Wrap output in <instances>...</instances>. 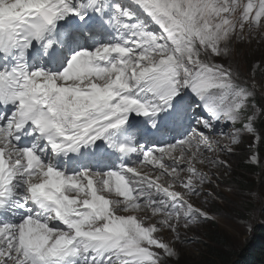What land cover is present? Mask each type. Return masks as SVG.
I'll return each mask as SVG.
<instances>
[{"label": "snow or ice", "instance_id": "snow-or-ice-1", "mask_svg": "<svg viewBox=\"0 0 264 264\" xmlns=\"http://www.w3.org/2000/svg\"><path fill=\"white\" fill-rule=\"evenodd\" d=\"M255 35L264 0H0V264L178 257L157 234L212 219L197 165L227 162L205 152L264 143L234 63ZM148 125L183 133L149 146Z\"/></svg>", "mask_w": 264, "mask_h": 264}, {"label": "rangeland", "instance_id": "rangeland-1", "mask_svg": "<svg viewBox=\"0 0 264 264\" xmlns=\"http://www.w3.org/2000/svg\"><path fill=\"white\" fill-rule=\"evenodd\" d=\"M259 50L261 53H258ZM260 56L264 57V38L260 35H255L250 41L241 43L234 53V63L239 67L243 79L250 85L253 82L255 84L253 97L249 101V114L254 110L252 109L253 104L259 108L255 98L264 94L263 85L257 82L253 75L257 66L254 59ZM262 104L264 107V102ZM221 130L225 133L223 137L220 135ZM231 131V123L217 124L214 132L205 131V134L219 139L221 144H230L229 134ZM254 142L253 136L241 133L240 143L233 146L232 153L205 152V155L210 158L219 156L221 160L227 162L226 166L218 168L210 163L204 166L197 165L208 173L212 183L203 185L200 195L192 197L191 202L194 206L206 210L212 219L202 220L199 224L190 225L187 229L181 227L179 230L180 240H176L175 234L169 229L162 228L157 235L165 242L174 244L179 252L178 257L167 259L166 264H192L205 254L210 245L217 246L218 242L213 240L211 235V231L214 229L213 222L221 229L226 242L221 247L222 250L231 254L233 251L237 252L244 248L250 238L252 226L260 220L264 202V183H261L260 174L252 175L239 168L240 164L246 163L264 169V151L258 148L259 142H255L258 162L252 163L250 160L249 149ZM180 223L183 225L184 221L181 220Z\"/></svg>", "mask_w": 264, "mask_h": 264}, {"label": "trees", "instance_id": "trees-1", "mask_svg": "<svg viewBox=\"0 0 264 264\" xmlns=\"http://www.w3.org/2000/svg\"><path fill=\"white\" fill-rule=\"evenodd\" d=\"M261 53V50L258 51ZM256 68L253 71L254 79L263 85L264 89V57L254 59ZM256 104L264 110V94L255 98ZM256 128L259 135H264V115H259ZM258 148L264 151V143H259ZM239 168L249 174H260L261 183H264V169L252 164H240ZM245 180V178H244ZM261 217L251 229V235L244 248L233 251L231 254L222 250L226 242L222 231L213 222L214 229L211 231L212 239L218 242L217 246H209L205 254L195 260L192 264H264V202L261 208ZM234 254V255H233Z\"/></svg>", "mask_w": 264, "mask_h": 264}, {"label": "bare ground", "instance_id": "bare-ground-1", "mask_svg": "<svg viewBox=\"0 0 264 264\" xmlns=\"http://www.w3.org/2000/svg\"><path fill=\"white\" fill-rule=\"evenodd\" d=\"M198 167V166H197ZM199 168V167H198ZM162 182H163V178H162Z\"/></svg>", "mask_w": 264, "mask_h": 264}]
</instances>
